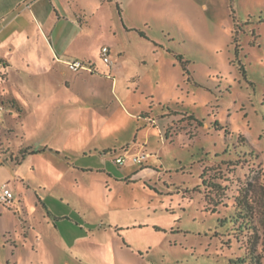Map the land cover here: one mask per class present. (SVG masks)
<instances>
[{
    "label": "rangeland",
    "instance_id": "rangeland-1",
    "mask_svg": "<svg viewBox=\"0 0 264 264\" xmlns=\"http://www.w3.org/2000/svg\"><path fill=\"white\" fill-rule=\"evenodd\" d=\"M119 16L91 47L96 72L12 74L17 100L0 93V193L10 182L14 197L0 264H235L253 235L264 264V0H145Z\"/></svg>",
    "mask_w": 264,
    "mask_h": 264
},
{
    "label": "crops",
    "instance_id": "crops-1",
    "mask_svg": "<svg viewBox=\"0 0 264 264\" xmlns=\"http://www.w3.org/2000/svg\"><path fill=\"white\" fill-rule=\"evenodd\" d=\"M144 1L0 0V93L16 99L11 88H18V83L13 82L12 74L30 80L37 77L36 74L55 72L67 78L69 64L77 61L85 64L88 71H91V47L94 41L110 33L116 35L114 20L118 19L117 13L119 16L120 12L123 21L126 7H140ZM132 22L130 26L125 24L128 26L124 28L125 32L140 30L135 21ZM104 47L107 45L102 48ZM110 65L114 66L111 60ZM92 68L97 71L96 67ZM42 94L49 98L46 92ZM1 119L0 115V133ZM36 154L35 151L32 153ZM9 165H12V161L3 162L0 158V170ZM10 184L9 182L4 185ZM19 203L22 204V201ZM2 214L0 211V217ZM22 217H27L24 210ZM26 223L24 221L23 225ZM52 231L57 236V232ZM93 232L94 230L78 229L73 225V233L79 236H91ZM3 233L6 234L5 245L16 250L18 245L15 240H7L12 233L9 230H4ZM44 234L49 235L47 231ZM37 238L33 243L34 248L43 250L52 243L60 254V243L57 240H49L45 244L42 239Z\"/></svg>",
    "mask_w": 264,
    "mask_h": 264
},
{
    "label": "built area",
    "instance_id": "built-area-1",
    "mask_svg": "<svg viewBox=\"0 0 264 264\" xmlns=\"http://www.w3.org/2000/svg\"><path fill=\"white\" fill-rule=\"evenodd\" d=\"M101 54L104 62L110 64L109 49L107 47L102 48ZM82 67H85L84 64L78 61L69 64V68L74 71H79ZM146 157L147 155L141 154L140 156L134 157L133 161L143 163ZM124 162L125 160L122 157L116 159V164L118 165H122ZM13 200L14 197L11 190L9 189L8 185H4L2 192L0 193V204L9 205L13 202Z\"/></svg>",
    "mask_w": 264,
    "mask_h": 264
},
{
    "label": "trees",
    "instance_id": "trees-1",
    "mask_svg": "<svg viewBox=\"0 0 264 264\" xmlns=\"http://www.w3.org/2000/svg\"><path fill=\"white\" fill-rule=\"evenodd\" d=\"M234 19V23H236V27L238 26L237 24V20L236 17H233ZM141 34V33H140ZM180 60L182 58H179ZM244 72V71H243ZM245 73V72H244ZM113 152V151H112ZM142 164V163H141ZM238 207H241V209L247 210L248 206L245 202H241L240 200H238L237 202ZM242 231V229H241ZM255 238L253 241L249 240L247 246H246V256L244 258H240L238 259L235 264H245L246 260H250L251 263L253 264H261V256L259 254H257V248H256V240L258 239L256 236H252V238Z\"/></svg>",
    "mask_w": 264,
    "mask_h": 264
}]
</instances>
